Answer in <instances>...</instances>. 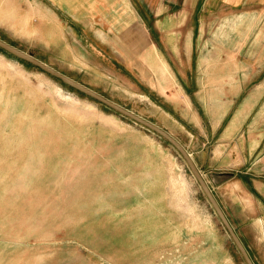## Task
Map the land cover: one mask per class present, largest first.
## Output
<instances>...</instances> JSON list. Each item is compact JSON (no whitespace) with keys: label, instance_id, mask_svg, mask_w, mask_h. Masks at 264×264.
Here are the masks:
<instances>
[{"label":"crops","instance_id":"0c3cea01","mask_svg":"<svg viewBox=\"0 0 264 264\" xmlns=\"http://www.w3.org/2000/svg\"><path fill=\"white\" fill-rule=\"evenodd\" d=\"M75 21L93 26L98 36L89 52H71L78 70L90 67L133 97L126 70L113 55L129 61L141 99L162 115L172 114L186 132L184 145L219 204L215 192L245 210L246 243L238 236L254 264H264V0H0L1 30L41 36L49 48L63 44L64 57L78 35ZM89 106L96 119L82 120L86 195L123 199L118 215L172 211L173 185L186 182L184 165L148 129ZM206 160L208 175L201 171ZM229 175L246 183H218L215 191L207 179ZM218 252L224 259L216 264H235L232 250ZM194 253V260L175 261L173 252H164L153 264L213 263L206 250Z\"/></svg>","mask_w":264,"mask_h":264},{"label":"rangeland","instance_id":"374dc122","mask_svg":"<svg viewBox=\"0 0 264 264\" xmlns=\"http://www.w3.org/2000/svg\"><path fill=\"white\" fill-rule=\"evenodd\" d=\"M64 12L65 19L71 20V14ZM75 23L78 35L73 36L76 40H69L68 57H64L63 44L49 48L41 36L34 38L0 29V37L168 130L180 144L188 143L186 132L178 127L172 114L162 115L141 99L143 88L134 68L121 55L114 53L113 59L125 68L136 96L125 94L114 84L115 80L99 77L90 67L85 72L78 70V58L71 52L77 57V51L84 48L89 52L97 35L93 26L90 30L85 23ZM102 43L113 51V44L106 40ZM91 104L107 116H119L122 122L147 131L0 47V264H153L164 252H173L175 255L171 256L178 261L177 258L190 255L194 260V252L200 250H206L208 262L216 264L224 259L223 252L219 254L218 250L226 248L236 254L235 264H246L187 161L175 146L152 130L147 132L166 147L170 157L184 165L186 182L173 185L172 211L164 215H118L115 212L123 199L100 200L86 195L82 120L96 119ZM85 140L89 142L86 137ZM200 163L201 171L208 175L210 162ZM174 177L177 178L175 174ZM207 179L212 180L215 191L218 183H234L236 179L246 183L242 176ZM215 194H220L218 198L229 223L246 243L245 210L229 200L226 193ZM211 251L216 255H211Z\"/></svg>","mask_w":264,"mask_h":264},{"label":"water","instance_id":"95a60500","mask_svg":"<svg viewBox=\"0 0 264 264\" xmlns=\"http://www.w3.org/2000/svg\"><path fill=\"white\" fill-rule=\"evenodd\" d=\"M0 47L2 49H4L5 51L7 50L8 52H10L12 55L16 56L17 58H19L21 60L24 59L25 61L33 64L34 66L41 68L42 70L48 72L53 77L55 76V77L59 78L62 82H64L68 86H70V85L73 86L75 89L82 92L83 94H85V95L87 94L88 96L94 98L95 100H98L100 103H103L107 107L113 109L114 111H116V112L118 111L123 116L130 118L132 121H135L136 123L142 125L143 127H145L148 130H152V131L156 132L162 138L168 140L173 146L176 147V149L179 151V153L182 154L185 161H187L190 170L192 171L193 175L196 177L197 181H199V183L203 189V192H205V194H206L208 200L210 201V203L212 204V206L215 207L216 212L218 213L222 223H224V225H225L227 231L229 232L231 238H233V240H234L240 254H242L246 264H254L250 254H248L242 240L238 237V235L235 232L232 224L229 223V221H228V219L224 213V210L222 209V207H220L219 202L217 201V198L215 197L213 192H211L205 178L201 175L198 167L195 164V161H193V159L191 158V156H190L189 152L187 151V149L185 148V146L180 144L177 141V139L175 137H173L169 131L162 129L161 127H159L158 125H156L152 121H150V120L148 121L147 119L136 114L135 112H131L130 110L125 108L123 105L119 104L118 102L116 103V102L108 99L107 97H105L102 94L97 93L96 91H94L90 87L81 84L80 82H78L74 78L63 74L62 72H60L59 70H56L55 68L53 69L52 67H50L49 65H47L46 63L41 61L39 58L37 59L33 55H30L29 53H27L23 50H20L19 48L10 44L7 41L0 39Z\"/></svg>","mask_w":264,"mask_h":264},{"label":"trees","instance_id":"16d2710c","mask_svg":"<svg viewBox=\"0 0 264 264\" xmlns=\"http://www.w3.org/2000/svg\"><path fill=\"white\" fill-rule=\"evenodd\" d=\"M29 63V62H28Z\"/></svg>","mask_w":264,"mask_h":264}]
</instances>
